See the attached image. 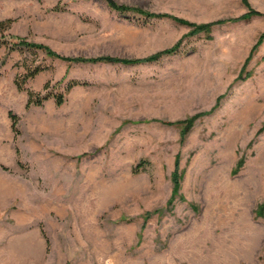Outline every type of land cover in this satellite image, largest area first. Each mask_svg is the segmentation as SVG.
Here are the masks:
<instances>
[{
    "label": "rangeland",
    "instance_id": "374dc122",
    "mask_svg": "<svg viewBox=\"0 0 264 264\" xmlns=\"http://www.w3.org/2000/svg\"><path fill=\"white\" fill-rule=\"evenodd\" d=\"M112 1H4L0 264H264V0Z\"/></svg>",
    "mask_w": 264,
    "mask_h": 264
},
{
    "label": "trees",
    "instance_id": "16d2710c",
    "mask_svg": "<svg viewBox=\"0 0 264 264\" xmlns=\"http://www.w3.org/2000/svg\"><path fill=\"white\" fill-rule=\"evenodd\" d=\"M106 2L108 3V6L113 10H116V11L127 10V8L115 4L112 0H106ZM53 10H55V8L52 9V11ZM253 14H257V13L251 10V12H249L248 14H245L241 18H245V19L249 18ZM179 21H180V23L188 24L185 21H182V20H179ZM12 22L13 21L11 19H6L3 21H0V35H1V37H3V34L7 30H9ZM210 25L211 24L198 25V26H195V30H206L207 28H209ZM7 39H5V41H3V43H2L3 45H5L7 53H10L13 51H21L23 49H32V50L43 52L47 57H49L51 59L64 60L69 65L72 63H97V62L116 63V64H121V65H134V64H140V63L154 62L157 59H159L162 55H167V54L173 53L176 50V47L179 46V44L177 43L171 49L158 52L156 54H153V55L146 57V58H143V59H121V58H112L109 56H99V57H95V58L85 59V58H80V57L69 58V57L60 56L59 54H57L56 52L51 50L50 47L43 45V44H36V43L28 42L26 40V38L9 35ZM40 71H42V68L40 66H35L34 68L28 69L25 74L16 77V79H15L16 88L19 91H25L26 90L25 86H26L27 82L29 80L33 79ZM77 84L78 83L74 82V81L70 82L67 85V87L65 88V92H68L71 88H73ZM27 94H28V100H27L26 107H29L32 105L40 106L44 102V100H47L50 97L54 99V102L57 106L62 105L64 102V94L63 93H55V94L49 93V94L42 96V97L39 96L38 94L31 92V91H27ZM8 115L11 119L12 129L15 130V126L17 124V117H16V115L12 114L11 112H9ZM141 165L142 164H140V166ZM137 169H139V168H136V170ZM172 181H173V186H174L173 188L175 191H177V189H178L177 172H174L172 174Z\"/></svg>",
    "mask_w": 264,
    "mask_h": 264
},
{
    "label": "crops",
    "instance_id": "0c3cea01",
    "mask_svg": "<svg viewBox=\"0 0 264 264\" xmlns=\"http://www.w3.org/2000/svg\"><path fill=\"white\" fill-rule=\"evenodd\" d=\"M4 1L9 0H0V21L10 18V6Z\"/></svg>",
    "mask_w": 264,
    "mask_h": 264
}]
</instances>
